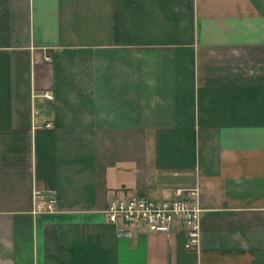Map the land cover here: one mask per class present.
Masks as SVG:
<instances>
[{"label": "crops", "instance_id": "crops-1", "mask_svg": "<svg viewBox=\"0 0 264 264\" xmlns=\"http://www.w3.org/2000/svg\"><path fill=\"white\" fill-rule=\"evenodd\" d=\"M191 187L194 250L104 214ZM0 264H264V0H0Z\"/></svg>", "mask_w": 264, "mask_h": 264}, {"label": "built area", "instance_id": "built-area-1", "mask_svg": "<svg viewBox=\"0 0 264 264\" xmlns=\"http://www.w3.org/2000/svg\"><path fill=\"white\" fill-rule=\"evenodd\" d=\"M47 60H51L50 56ZM43 96L53 99L50 93ZM45 125L52 127L51 122ZM34 199L36 213L54 210L56 199L51 192L37 190ZM202 212L197 187L177 188L171 198L157 199L138 193L112 197L104 210L107 221L115 226L116 234L128 238L133 237L141 227L151 232L170 233L173 224L178 222L186 229V247L190 250L199 245Z\"/></svg>", "mask_w": 264, "mask_h": 264}]
</instances>
